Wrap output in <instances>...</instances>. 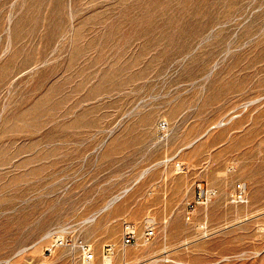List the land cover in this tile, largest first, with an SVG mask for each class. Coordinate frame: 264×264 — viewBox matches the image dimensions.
Segmentation results:
<instances>
[{
    "label": "rangeland",
    "instance_id": "374dc122",
    "mask_svg": "<svg viewBox=\"0 0 264 264\" xmlns=\"http://www.w3.org/2000/svg\"><path fill=\"white\" fill-rule=\"evenodd\" d=\"M80 243L264 264V0H0V264Z\"/></svg>",
    "mask_w": 264,
    "mask_h": 264
},
{
    "label": "built area",
    "instance_id": "2783aa9c",
    "mask_svg": "<svg viewBox=\"0 0 264 264\" xmlns=\"http://www.w3.org/2000/svg\"><path fill=\"white\" fill-rule=\"evenodd\" d=\"M154 230L151 226L144 228L143 237L147 240L153 236ZM120 244L123 247L136 244V234L134 232L133 226L129 223H124L122 228V233L120 236ZM81 248V264H94V253L91 250L90 246L85 243H80ZM113 252L111 245H106L103 249V258H108ZM160 264H169L167 260L163 261Z\"/></svg>",
    "mask_w": 264,
    "mask_h": 264
},
{
    "label": "bare ground",
    "instance_id": "6f19581e",
    "mask_svg": "<svg viewBox=\"0 0 264 264\" xmlns=\"http://www.w3.org/2000/svg\"><path fill=\"white\" fill-rule=\"evenodd\" d=\"M118 196H119V195H118ZM118 196H117V197H118ZM115 197H116V196H115ZM119 197H120V196H119ZM112 199L114 200L115 198H112Z\"/></svg>",
    "mask_w": 264,
    "mask_h": 264
}]
</instances>
